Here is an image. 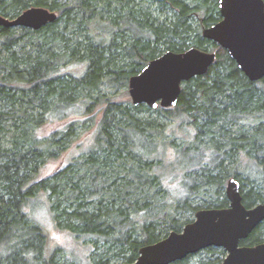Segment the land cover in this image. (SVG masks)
I'll list each match as a JSON object with an SVG mask.
<instances>
[{
    "label": "trees",
    "instance_id": "trees-1",
    "mask_svg": "<svg viewBox=\"0 0 264 264\" xmlns=\"http://www.w3.org/2000/svg\"><path fill=\"white\" fill-rule=\"evenodd\" d=\"M219 1L160 0L163 13L155 16L136 0H0L6 18L32 7L58 16L37 31L0 27V264L133 263L142 247L193 222L189 215L226 208L231 178L247 208L264 203V79L249 81L226 50L203 38L220 20ZM191 47L216 52L215 64L182 83L176 107L153 110L174 133L189 132L186 142H154L144 135L153 123L107 96L128 90L149 61ZM71 64L82 66L81 74L70 73ZM83 117L97 127L88 151L43 175L66 153ZM169 146L175 156L167 162ZM174 168L187 195L164 188ZM39 210L70 236L77 254L51 245ZM263 242L264 222L241 245ZM195 256L197 264H222L226 252L212 247L174 264Z\"/></svg>",
    "mask_w": 264,
    "mask_h": 264
},
{
    "label": "water",
    "instance_id": "water-1",
    "mask_svg": "<svg viewBox=\"0 0 264 264\" xmlns=\"http://www.w3.org/2000/svg\"><path fill=\"white\" fill-rule=\"evenodd\" d=\"M221 21L202 30L204 39L225 49L251 82L264 78V0H220ZM55 12L32 7L15 18L0 15V27L34 31L57 20ZM216 54L191 47L183 53L167 51L147 63L131 77L129 93L134 106L151 110L177 106L182 83L205 75ZM229 207L201 209L180 233L172 232L161 241L141 248L138 259L124 264H174L209 248L226 252L222 264H264V242L244 246L241 242L264 222V204L247 208L240 183L230 179L226 186Z\"/></svg>",
    "mask_w": 264,
    "mask_h": 264
},
{
    "label": "rangeland",
    "instance_id": "rangeland-1",
    "mask_svg": "<svg viewBox=\"0 0 264 264\" xmlns=\"http://www.w3.org/2000/svg\"><path fill=\"white\" fill-rule=\"evenodd\" d=\"M60 1H63V0H60ZM136 1L141 7L150 9V11L154 13L155 16L160 15V14L162 15L163 13L162 11L158 10L160 0H136ZM196 25L199 26L198 20L196 21ZM67 70L72 74L79 75L82 72V66H80L79 64H71L69 65ZM107 97H110L113 102L117 103V106L122 107L125 111H128L129 113L135 115L137 118L142 119L144 123L146 122L153 123L152 127H149V126L145 127V130H144V135L148 136L150 140L154 142L156 140H163L166 144L170 141H174L176 146H178L179 148L184 146L186 142L185 139L187 138L189 132L184 130V128L179 127V129L176 130L177 132L174 133L173 130L169 129L168 127L171 124L165 119H163V117L160 116L156 111H153L151 109H150L151 110L150 112H147L144 110L136 111L132 103V99L129 93V88L128 90L122 89L118 91L115 95H112V96L109 95ZM83 119H86L85 124L82 128L78 129V135L74 137L73 140L68 144L66 153L61 155L57 160H50L44 168L43 175L51 174L54 170H56L59 167H62L63 165H66L71 160L76 161L78 158H81L82 156H84V154L88 151V148H90L91 144L94 142V136H95L97 127H96V124L87 120L88 119L87 117H83ZM39 134L41 136L45 135L42 131H40ZM174 135L176 136V139L174 138ZM3 143L6 144L7 146H10V142L8 138H6V140H3ZM203 147L206 150L205 152H207L208 149L205 147V144L201 146V148ZM163 154L165 155L163 159L167 160L169 157L167 162H170L171 161L170 159L174 158L175 156V149L170 148L169 146V149L166 150V153H163ZM206 155L209 156L210 152L209 153L207 152ZM240 157H237V159L240 160ZM122 160L125 161L124 158L122 159L119 158V161H122ZM184 162L185 160L182 159L179 164L177 160L178 167L180 165H183ZM244 163L248 164L249 162H246V160L243 159V164ZM119 165L120 164L118 163L116 167H118ZM243 169H245V166L243 167ZM177 171H178L177 169L171 170L169 172L167 171V173L164 175V182H163L164 188L167 189L171 195H187V190L181 185L182 176L180 177V175H177L176 174ZM228 180L226 181L225 188L223 189L224 195H226V186H227ZM113 187L115 189L117 188V186H113ZM194 202L197 204V206L198 205L200 206V205H203L204 201L201 199L200 200L198 199V201L194 200ZM38 207L39 205H37L35 209H37ZM32 211H34V206L32 208ZM39 211H40V214L38 215V219L40 220L39 223H42L44 227L47 228L48 232H50V235L52 237L51 245L60 246L63 248H68V249L73 248L75 253L77 254L76 252L77 249L74 246L73 242L71 241L70 236H68L65 233L57 231L51 223L47 222L46 218L48 216L46 215L45 211L43 210H39ZM189 217L191 220H194L195 214L193 213L192 215H189ZM35 221L38 222L36 219ZM101 250H103V248ZM81 251L83 252V250ZM198 260H199V256H195L194 259H192L189 264H197ZM124 263H125L124 260H120L119 262H116L114 264H124Z\"/></svg>",
    "mask_w": 264,
    "mask_h": 264
},
{
    "label": "flooded vegetation",
    "instance_id": "flooded-vegetation-1",
    "mask_svg": "<svg viewBox=\"0 0 264 264\" xmlns=\"http://www.w3.org/2000/svg\"><path fill=\"white\" fill-rule=\"evenodd\" d=\"M221 21V16H220V20L218 21V22H220ZM217 22V23H218ZM216 24V23H215ZM212 26V25H211ZM219 46V45H218ZM225 50V49H224ZM206 52H210V53H215L216 54V60H217V53L216 52H213V51H206ZM228 53V52H227ZM229 55V54H228ZM216 62V61H215ZM215 64V63H214ZM243 73V72H242ZM244 74V73H243ZM245 75V74H244ZM246 77V76H245ZM247 78V77H246ZM248 79V78H247ZM264 79V78H263ZM262 79V80H263ZM249 80V79H248ZM262 80H260V81H262ZM260 81H258V82H260ZM254 83H257V82H254ZM229 181V180H228ZM227 201H228V199H227ZM258 204H264V203H258ZM258 204H256V205H258ZM255 205V206H256ZM229 207V201H228V206L226 207V208H228ZM246 207V206H245ZM254 207V206H253ZM252 208V207H251ZM222 209H225V208H222ZM263 223V222H262Z\"/></svg>",
    "mask_w": 264,
    "mask_h": 264
},
{
    "label": "bare ground",
    "instance_id": "bare-ground-1",
    "mask_svg": "<svg viewBox=\"0 0 264 264\" xmlns=\"http://www.w3.org/2000/svg\"><path fill=\"white\" fill-rule=\"evenodd\" d=\"M131 79V78H130ZM130 81V80H129ZM231 179H234V178H231ZM230 180V179H229Z\"/></svg>",
    "mask_w": 264,
    "mask_h": 264
}]
</instances>
